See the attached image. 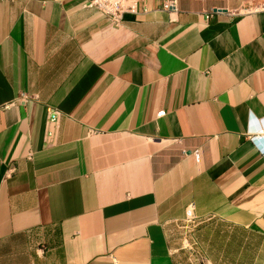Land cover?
Instances as JSON below:
<instances>
[{
	"label": "crops",
	"instance_id": "1",
	"mask_svg": "<svg viewBox=\"0 0 264 264\" xmlns=\"http://www.w3.org/2000/svg\"><path fill=\"white\" fill-rule=\"evenodd\" d=\"M143 1L0 0V264H264L263 0Z\"/></svg>",
	"mask_w": 264,
	"mask_h": 264
},
{
	"label": "built area",
	"instance_id": "2",
	"mask_svg": "<svg viewBox=\"0 0 264 264\" xmlns=\"http://www.w3.org/2000/svg\"><path fill=\"white\" fill-rule=\"evenodd\" d=\"M84 8L89 10H94L104 16L109 24L114 28H119L122 23L123 16L126 14L138 15L146 13V8L143 0H85L83 5ZM157 10L161 12H166L170 16H175L178 12V0H160ZM264 11V0L255 5L248 3L244 8L235 11L233 14L237 13H250V12H262ZM212 12L207 15L206 18L211 16ZM29 98L25 94H21L19 101L25 103ZM49 119L51 124L50 130L45 136V143L48 146H52L56 141L58 123L60 118V113L56 110L48 111ZM163 115V112H159V116ZM264 138V136H261ZM264 151V150H263ZM262 151V154H263ZM193 206L190 205L186 208V219L185 222L193 223ZM195 244L189 243L187 239V234L183 233L181 239V246L188 249H192Z\"/></svg>",
	"mask_w": 264,
	"mask_h": 264
},
{
	"label": "rangeland",
	"instance_id": "3",
	"mask_svg": "<svg viewBox=\"0 0 264 264\" xmlns=\"http://www.w3.org/2000/svg\"><path fill=\"white\" fill-rule=\"evenodd\" d=\"M181 231H183V230L181 229ZM181 234H183V233L181 232L180 235H178L179 238L181 237ZM181 239H182V237L178 240V243H177L178 245L175 248L174 252L180 253L183 255L182 258H183L185 264H204L199 259V255H197L196 247L193 246L192 249H188L186 247L182 248L181 243H180Z\"/></svg>",
	"mask_w": 264,
	"mask_h": 264
}]
</instances>
